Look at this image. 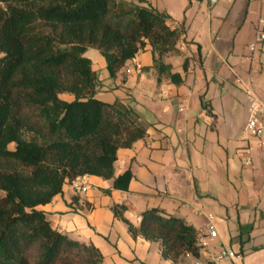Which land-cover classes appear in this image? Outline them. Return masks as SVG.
I'll use <instances>...</instances> for the list:
<instances>
[{
	"label": "crops",
	"instance_id": "crops-1",
	"mask_svg": "<svg viewBox=\"0 0 264 264\" xmlns=\"http://www.w3.org/2000/svg\"><path fill=\"white\" fill-rule=\"evenodd\" d=\"M212 4L223 13H214ZM173 20L170 25L184 34L179 54L167 55L164 63L182 77L181 84L165 73L158 82L149 45L115 78L104 57L90 58L99 80L96 98L124 102L148 126L144 139L117 153L114 174L130 169L129 189H115L113 179L84 176L67 182L39 209L53 228L96 246L103 264H174L163 257L161 242L132 236L114 215L115 205L125 206L124 217L135 227L144 211L159 208L183 218L199 238L213 215L218 237L199 260L208 261L214 246L225 245L237 254L225 264H264V146L244 132L247 92L264 102V43L250 48L264 28V0H192L181 19ZM192 28L203 32L207 49ZM60 98L70 102L75 96ZM197 261L191 254L183 257V264Z\"/></svg>",
	"mask_w": 264,
	"mask_h": 264
},
{
	"label": "trees",
	"instance_id": "trees-1",
	"mask_svg": "<svg viewBox=\"0 0 264 264\" xmlns=\"http://www.w3.org/2000/svg\"><path fill=\"white\" fill-rule=\"evenodd\" d=\"M144 3L0 0V264H103L96 246L53 228L39 206L84 176L129 189L132 171L114 174L117 153L144 139L148 126L124 102L96 98L99 80L85 54L99 51L115 78L149 45L158 82L165 73L181 84L164 58L179 54L184 30ZM63 93L75 99L63 100ZM125 209L113 206L114 215L132 236L161 242L164 258L174 264L186 254L200 258L198 231L183 218L150 208L135 227Z\"/></svg>",
	"mask_w": 264,
	"mask_h": 264
},
{
	"label": "built area",
	"instance_id": "built-area-1",
	"mask_svg": "<svg viewBox=\"0 0 264 264\" xmlns=\"http://www.w3.org/2000/svg\"><path fill=\"white\" fill-rule=\"evenodd\" d=\"M262 43H264V28L256 34L254 41L250 45L251 50H256ZM247 95L250 101V106L249 117L244 126V132L251 137L258 138L264 146V125L262 124L264 102L251 91H248ZM76 188L77 190H81L83 188V184H77ZM214 219L213 215H209L208 222L206 224L207 234L206 236L199 238L198 244L201 251L209 247L218 237ZM236 257L237 254L234 250L225 245H219L212 248L210 259L208 261L198 259L196 264H225L226 261L233 260Z\"/></svg>",
	"mask_w": 264,
	"mask_h": 264
},
{
	"label": "rangeland",
	"instance_id": "rangeland-1",
	"mask_svg": "<svg viewBox=\"0 0 264 264\" xmlns=\"http://www.w3.org/2000/svg\"><path fill=\"white\" fill-rule=\"evenodd\" d=\"M139 1V0H135ZM146 5L152 6L154 8H157L160 11H165L171 15V18H173V21L181 19V14H182V8L185 6H188L192 0H143ZM206 2V1H204ZM215 5H211L212 9L214 8ZM214 13L218 11V13H223V10L220 9V7H215ZM193 31H195V28H192ZM198 39H202L201 43L203 44V49H207L208 47V41L206 40V37L203 36V32L196 30L195 31ZM202 34V36H201ZM86 57L91 58L94 62L99 61V59H103L102 56L100 55L99 51L96 49H90L86 54ZM107 72V70H106ZM26 137L29 138L30 135L26 134Z\"/></svg>",
	"mask_w": 264,
	"mask_h": 264
}]
</instances>
